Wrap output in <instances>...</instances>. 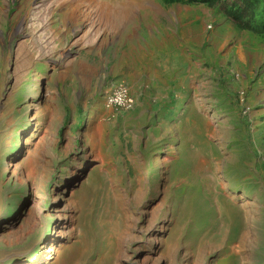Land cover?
<instances>
[{
	"label": "rangeland",
	"instance_id": "obj_1",
	"mask_svg": "<svg viewBox=\"0 0 264 264\" xmlns=\"http://www.w3.org/2000/svg\"><path fill=\"white\" fill-rule=\"evenodd\" d=\"M78 1L0 0V264H264V31Z\"/></svg>",
	"mask_w": 264,
	"mask_h": 264
},
{
	"label": "trees",
	"instance_id": "obj_2",
	"mask_svg": "<svg viewBox=\"0 0 264 264\" xmlns=\"http://www.w3.org/2000/svg\"><path fill=\"white\" fill-rule=\"evenodd\" d=\"M219 4L224 14L238 27L252 29L259 26L264 31V0H180Z\"/></svg>",
	"mask_w": 264,
	"mask_h": 264
},
{
	"label": "built area",
	"instance_id": "obj_3",
	"mask_svg": "<svg viewBox=\"0 0 264 264\" xmlns=\"http://www.w3.org/2000/svg\"><path fill=\"white\" fill-rule=\"evenodd\" d=\"M106 103L117 108L128 109L133 105L134 99L127 87L119 84L108 93Z\"/></svg>",
	"mask_w": 264,
	"mask_h": 264
},
{
	"label": "bare ground",
	"instance_id": "obj_4",
	"mask_svg": "<svg viewBox=\"0 0 264 264\" xmlns=\"http://www.w3.org/2000/svg\"><path fill=\"white\" fill-rule=\"evenodd\" d=\"M76 2H75V4H81V2L80 3H78L79 1L78 0H75ZM91 1H95V0H83L82 2L84 3V2H88V3H90ZM96 2V1H95ZM85 4V3H84ZM93 4V3H92ZM37 15V12H36V10L33 12L32 11V17H34V16H36ZM37 17V16H36ZM34 21H36V20H34ZM69 178H70V176L67 174V175H64V177H63V184H66L67 182H68V180H69ZM38 252H40V248H38V251H37V254H38ZM35 259V258H34Z\"/></svg>",
	"mask_w": 264,
	"mask_h": 264
}]
</instances>
